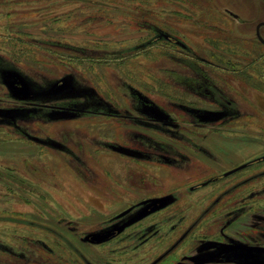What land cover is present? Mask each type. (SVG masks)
Instances as JSON below:
<instances>
[{
    "label": "rangeland",
    "instance_id": "rangeland-1",
    "mask_svg": "<svg viewBox=\"0 0 264 264\" xmlns=\"http://www.w3.org/2000/svg\"><path fill=\"white\" fill-rule=\"evenodd\" d=\"M258 25L264 0H0V264H264ZM93 97L132 116L48 108Z\"/></svg>",
    "mask_w": 264,
    "mask_h": 264
},
{
    "label": "flooded vegetation",
    "instance_id": "flooded-vegetation-1",
    "mask_svg": "<svg viewBox=\"0 0 264 264\" xmlns=\"http://www.w3.org/2000/svg\"><path fill=\"white\" fill-rule=\"evenodd\" d=\"M232 16H233V18H235L236 19V16L235 15H233V14H231ZM262 23V21H259V24H261ZM260 27H261V25H258L257 26V32L259 33V35H258V38L260 39V41H258V43L260 44V45H263L264 44V38L261 36V33H260ZM256 57H254L253 59V61H251V62H249V63H244V65L240 68L242 71H244V72H246L247 74H249L250 76H253V75H255L253 72H252V69H253V66H254V64H256V59H255ZM219 65H222V64H219ZM223 67H225V65L223 66ZM223 67H221V70L222 71H225V72H229V71H231L232 69H230V68H226V69H223ZM211 90V92L213 91L212 90V88L210 89ZM254 90H257V89H254ZM70 95H74V94H70ZM75 98H77V97H75ZM95 100H97V101H93V103H89L88 105V107H87V104H85V103H83V106H78V105H70V104H62V103H55V104H53V105H49L48 104V108L49 107H55V108H60V107H64V108H66V109H70V108H73V107H75L74 109H76V110H78L79 111V113H89V114H92V115H107V113L108 112H110V111H113L114 112V110L116 111V113L117 112H120V114L121 115H119V117L117 116V115H115L114 116V118L116 117V118H119V119H124V116L125 117H131L132 115L129 113V111L127 110V109H124V108H128V107H122V106H118V105H112V106H109V111H108V109L106 108V107H100V106H103L104 105V102L103 101H101L100 100V98H96V97H93ZM75 100V99H74ZM73 100V101H74ZM44 106V105H43ZM71 106H73V107H71ZM105 106V105H104ZM114 106V109L113 108H111V107H113ZM224 107H226L225 109H224V113H225V115L224 116H226V118L227 117H229V115H230V111H229V109H231V108H233L234 106L232 105V101H230L229 99H227L226 100V103H225V106ZM112 109V110H111ZM117 110H119V111H117ZM111 113V112H110ZM239 171H238V169H236L235 168V170L231 173V174H234V173H238ZM235 222V221H234ZM233 222V223H234ZM232 223V224H233ZM158 231V229H154V231H151V232H149L148 234H147V236H149V235H152V233L153 232H157ZM144 234H146V232H144ZM143 234V236L142 237H144L145 235ZM141 237V238H142ZM257 241H260V239H258Z\"/></svg>",
    "mask_w": 264,
    "mask_h": 264
},
{
    "label": "water",
    "instance_id": "water-1",
    "mask_svg": "<svg viewBox=\"0 0 264 264\" xmlns=\"http://www.w3.org/2000/svg\"><path fill=\"white\" fill-rule=\"evenodd\" d=\"M8 77L9 79L6 80L7 84H10V81L13 80L15 83H20L21 85L23 84L22 86H24L23 80L19 78L18 76L11 75ZM112 234L113 232H103V233L92 234L90 236V240L93 242H101L109 238Z\"/></svg>",
    "mask_w": 264,
    "mask_h": 264
}]
</instances>
